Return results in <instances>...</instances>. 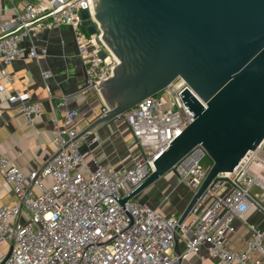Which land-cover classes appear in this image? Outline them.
I'll use <instances>...</instances> for the list:
<instances>
[{
	"label": "built area",
	"instance_id": "2783aa9c",
	"mask_svg": "<svg viewBox=\"0 0 264 264\" xmlns=\"http://www.w3.org/2000/svg\"><path fill=\"white\" fill-rule=\"evenodd\" d=\"M83 12H88L95 35L83 26ZM62 27L75 33L87 85L111 78L117 60L102 41L89 0H36L14 20L0 22V67L46 56L45 49L38 52L35 40L45 30ZM50 78V72L43 74L44 81ZM5 79L12 83L10 75ZM184 87L188 86L179 79L168 88L169 96L149 98L117 119L128 126L140 149L141 158L133 167L116 169L94 161L90 168L80 152L87 137L76 140L80 132L74 126L78 112L73 110H65L64 126L52 120L56 152L42 171L25 175L1 156L0 174L13 187L18 203L0 206V264H182L202 250L218 264H264V140L234 172L220 175L208 188L192 210L189 225H179V219L166 218L136 200L120 205L193 122V113L177 97ZM9 103H18L29 128L44 113L41 104L19 93ZM200 160L190 168L181 163L172 171L194 193L210 169ZM251 212L260 214L262 225L248 221ZM242 225H247L249 237L241 250H235L233 238Z\"/></svg>",
	"mask_w": 264,
	"mask_h": 264
},
{
	"label": "water",
	"instance_id": "95a60500",
	"mask_svg": "<svg viewBox=\"0 0 264 264\" xmlns=\"http://www.w3.org/2000/svg\"><path fill=\"white\" fill-rule=\"evenodd\" d=\"M89 4L117 65L111 78L92 82L103 107L76 140L93 136L182 80L188 87L177 97L194 120L120 205L136 200L200 149L198 160L207 157L212 165L179 219L183 225L218 177L234 172L264 140V0H89ZM82 19L88 34L95 35L88 12ZM175 252L180 253L178 241Z\"/></svg>",
	"mask_w": 264,
	"mask_h": 264
},
{
	"label": "crops",
	"instance_id": "0c3cea01",
	"mask_svg": "<svg viewBox=\"0 0 264 264\" xmlns=\"http://www.w3.org/2000/svg\"><path fill=\"white\" fill-rule=\"evenodd\" d=\"M35 1L0 0V22L14 20L28 3ZM35 45L38 52L45 49L46 56L37 60L25 58L0 67V157L11 159L25 175L39 171L54 157V118H57L60 126H64L65 110L77 111L78 118L74 126L81 132L101 114L103 107L99 93L86 83V71L78 56L72 29L62 27L45 30L38 35ZM29 49L30 44L24 43L25 54ZM45 72L51 73L48 81L43 79ZM5 74L10 75L12 83L6 82ZM15 93L43 106L44 113L35 127L25 125L19 114L18 103H9ZM95 136H99L98 141H94ZM80 152L90 168H93L94 161L116 169L130 168L141 158L140 149L130 129L124 122L117 120L82 140ZM196 160V156H191L185 163L194 165ZM167 176L163 178L164 183L160 187L152 189L154 194L159 193L164 200L154 209L166 218L180 219L194 192L185 184H176ZM17 203L13 187L7 185L0 174V206ZM189 220L191 223V215L185 223ZM248 221L263 224L260 214L253 212L249 213ZM237 225L240 226L239 223ZM248 237V227L242 225L233 238V248L241 250ZM182 264L218 263L209 257L206 250H202L199 255L188 257Z\"/></svg>",
	"mask_w": 264,
	"mask_h": 264
},
{
	"label": "rangeland",
	"instance_id": "374dc122",
	"mask_svg": "<svg viewBox=\"0 0 264 264\" xmlns=\"http://www.w3.org/2000/svg\"><path fill=\"white\" fill-rule=\"evenodd\" d=\"M179 85V83L177 84V86ZM168 90V89H167ZM164 91L161 94H159L157 96V98H165L167 96H169V91ZM167 94V96H166ZM192 156H196V159H198V154L194 153ZM193 161V160H192ZM200 165L202 166L203 164H208V166L210 165V161L208 160L207 157L202 158L199 161ZM183 166H185L186 168H190L193 165H191L190 163H184ZM167 177H171V179L176 183H180V179L178 178V176L174 173L171 172L170 174H168ZM164 183V180L161 179L159 182H157L154 186H152L151 188H149L148 190H146L144 193H142L141 195H139L136 199V201H138L139 203L149 206L151 208L157 207L159 206V204L164 203V200L162 199V196L158 194H154L153 190L154 188L160 187L162 184ZM190 223V220L187 221V223H185L186 225H188Z\"/></svg>",
	"mask_w": 264,
	"mask_h": 264
},
{
	"label": "trees",
	"instance_id": "16d2710c",
	"mask_svg": "<svg viewBox=\"0 0 264 264\" xmlns=\"http://www.w3.org/2000/svg\"><path fill=\"white\" fill-rule=\"evenodd\" d=\"M209 160V159H208ZM210 161V160H209ZM212 165V163L210 162V165L208 166V164H203L202 166L205 167V168H210Z\"/></svg>",
	"mask_w": 264,
	"mask_h": 264
}]
</instances>
